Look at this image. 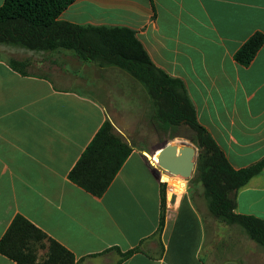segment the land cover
Instances as JSON below:
<instances>
[{
  "label": "crops",
  "instance_id": "crops-1",
  "mask_svg": "<svg viewBox=\"0 0 264 264\" xmlns=\"http://www.w3.org/2000/svg\"><path fill=\"white\" fill-rule=\"evenodd\" d=\"M59 19L133 30L153 63L183 81L198 122L235 169L264 158V46L249 67L234 58L254 33L264 34V0H76ZM27 52L45 61L0 58V240L21 215L77 264H240L206 252L203 192L187 191L172 207L165 202L159 231L164 186L151 156L182 141L132 145V133L142 135L140 122L133 128L135 105L149 109L150 100L137 80L114 67L79 64L70 51L53 52V60L45 56L52 52ZM14 59L28 61L27 69H14ZM42 65L47 75L36 72ZM108 121L132 152L97 197L69 174ZM236 203L237 214L264 220V170ZM0 264L16 263L0 254Z\"/></svg>",
  "mask_w": 264,
  "mask_h": 264
},
{
  "label": "trees",
  "instance_id": "trees-1",
  "mask_svg": "<svg viewBox=\"0 0 264 264\" xmlns=\"http://www.w3.org/2000/svg\"><path fill=\"white\" fill-rule=\"evenodd\" d=\"M76 0H5L0 6V44L33 52H73L81 61L120 69L137 80L149 95L156 117L172 131L183 123L195 134L197 173L204 186L208 210L219 221L241 225L264 247V220L236 213L240 189L264 170V158L235 169L224 151L198 122L195 106L180 79L158 68L136 33L126 27L80 26L60 20ZM264 46V34L254 33L235 53L238 64L249 67ZM22 71L25 62L12 61ZM132 152L105 122L69 174V179L94 196L102 197ZM165 197L159 231L165 226ZM135 250L123 254L129 257ZM0 254L16 264H77L75 255L21 215L0 240Z\"/></svg>",
  "mask_w": 264,
  "mask_h": 264
},
{
  "label": "rangeland",
  "instance_id": "rangeland-1",
  "mask_svg": "<svg viewBox=\"0 0 264 264\" xmlns=\"http://www.w3.org/2000/svg\"><path fill=\"white\" fill-rule=\"evenodd\" d=\"M14 47L15 46L8 47L7 45L0 44V58H10V57L30 58L34 62L39 61V63L45 61L43 59L41 60L42 55H38L32 52H27L28 50L22 51L19 50L22 48L15 47L16 48L15 49ZM45 56H48V59L50 60H53L54 58L57 57V55L54 54L53 52ZM76 58L78 59L79 64L83 62L77 56ZM14 61L25 62L26 65L24 66V69H27L28 61H20L17 59H14ZM45 65H42L40 67V69L42 68L43 71L40 70L36 72L41 73L43 75H47V73L43 69ZM148 104H149V109L147 107L144 108V105L143 107L135 105L134 111L137 116H135L134 118H136L138 124H135L133 128L134 130L137 129L140 122L141 125L140 131L142 135L139 136L138 132L132 133V136H130V141L132 142V145L139 146L140 144H145V143L148 144L151 141L154 143V140H157L158 138L161 140L171 139V141H175V143L180 142V139L176 136V134L180 132L181 128L175 131H172L173 130L172 128L168 129L167 126L163 125L162 122L156 117L155 107L152 104L151 99L149 100ZM188 130L189 129L186 127L185 131L188 132ZM119 137L124 141V139L121 136ZM124 142L130 146L128 142L126 141ZM191 147L196 148L194 144H192ZM180 149H182V147ZM183 154H184L183 151H181L180 155ZM194 157H195L194 158L195 168L192 175L188 178L189 180L188 192H192V193L203 192L202 195L203 198H205L204 186L203 184H201L202 182L200 181V177L197 173L198 149H197V154ZM206 210H207L206 217L208 219V235H207L208 238L206 244L207 253L208 252L213 253L216 250H218L216 252H218L219 254L216 256L220 257L219 260L226 258H233V259H237L240 264H264V247L258 245L255 241L249 238L248 233L241 225L236 223L228 224L221 222L210 213L208 208Z\"/></svg>",
  "mask_w": 264,
  "mask_h": 264
},
{
  "label": "water",
  "instance_id": "water-1",
  "mask_svg": "<svg viewBox=\"0 0 264 264\" xmlns=\"http://www.w3.org/2000/svg\"><path fill=\"white\" fill-rule=\"evenodd\" d=\"M185 130L186 125L183 123L180 132L176 134L182 141L180 145L166 143L156 151L154 157L159 160L162 167L171 173L180 174L185 178H189L195 168L194 156L197 154V149L191 147V137L195 132H186ZM180 146L182 149H180ZM179 149L183 151V155H178Z\"/></svg>",
  "mask_w": 264,
  "mask_h": 264
},
{
  "label": "built area",
  "instance_id": "built-area-1",
  "mask_svg": "<svg viewBox=\"0 0 264 264\" xmlns=\"http://www.w3.org/2000/svg\"><path fill=\"white\" fill-rule=\"evenodd\" d=\"M151 164L158 180L164 186L165 202L168 207H172L179 203L180 199L187 193L189 188L188 178L180 174L171 173L169 170L161 166L156 157L151 156Z\"/></svg>",
  "mask_w": 264,
  "mask_h": 264
},
{
  "label": "bare ground",
  "instance_id": "bare-ground-1",
  "mask_svg": "<svg viewBox=\"0 0 264 264\" xmlns=\"http://www.w3.org/2000/svg\"><path fill=\"white\" fill-rule=\"evenodd\" d=\"M181 152V151H180Z\"/></svg>",
  "mask_w": 264,
  "mask_h": 264
}]
</instances>
